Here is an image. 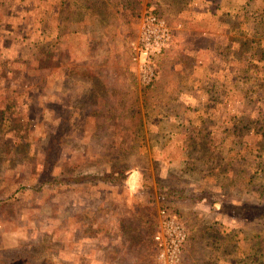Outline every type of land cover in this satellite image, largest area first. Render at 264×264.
I'll return each instance as SVG.
<instances>
[{"label":"rangeland","instance_id":"rangeland-1","mask_svg":"<svg viewBox=\"0 0 264 264\" xmlns=\"http://www.w3.org/2000/svg\"><path fill=\"white\" fill-rule=\"evenodd\" d=\"M162 210L264 264V0H0V264H166Z\"/></svg>","mask_w":264,"mask_h":264},{"label":"built area","instance_id":"built-area-1","mask_svg":"<svg viewBox=\"0 0 264 264\" xmlns=\"http://www.w3.org/2000/svg\"><path fill=\"white\" fill-rule=\"evenodd\" d=\"M156 18L152 17L150 21H154ZM162 26V23L159 21ZM165 37H168V32L163 28ZM164 216V238L160 235L155 236V242L160 248L159 257L166 264H174L178 258V252L181 242L184 239V231L182 228L174 221L173 218L168 217L165 210L161 211Z\"/></svg>","mask_w":264,"mask_h":264}]
</instances>
